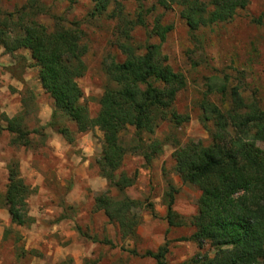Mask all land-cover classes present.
Masks as SVG:
<instances>
[{
	"label": "rangeland",
	"instance_id": "obj_1",
	"mask_svg": "<svg viewBox=\"0 0 264 264\" xmlns=\"http://www.w3.org/2000/svg\"><path fill=\"white\" fill-rule=\"evenodd\" d=\"M178 1L143 3L145 9H153L145 17L147 24L152 26L159 18L168 28L162 43L154 37L148 42L159 45L170 67L184 77L185 87L177 93L174 109L187 116L188 122L177 129L161 123L154 137L164 144L162 153L150 164L138 154H127L116 173L122 172L134 181L125 190L134 203L128 211L136 223L133 237H124L101 211H93L94 199L107 191V182L96 164L101 152L100 131L94 128L75 134L74 141L68 143L49 126L53 99L38 80V68L30 52L19 49L9 54L0 47V194L8 183V167L14 163L30 189L27 206L34 219L29 227L15 226L7 210L0 208V264H156L144 254L156 253L164 246V264H194L195 259L213 257L210 245L199 248L187 240L194 232L191 219L196 214L200 192L182 183L174 171L172 154L176 146L187 141L209 143L208 133L199 121L200 103L207 100L222 108L229 105V96L217 93L214 87L224 86L226 92L237 88L245 103L256 100L264 109V0H252L229 22L201 27L195 32L197 41L191 39L181 18ZM41 2L47 13L40 15L37 22L47 31L58 23L65 27L77 23L83 32L86 52L82 60L86 70L77 85L82 104L94 118L104 88L113 86L104 65L123 60L116 47L117 28L124 21L136 20L138 6L134 0H118L121 16L109 18L115 3L103 16L92 17L90 0H77L73 5L55 0ZM25 3L26 0H0V13H13L16 20V11ZM131 36L138 43L147 40L141 27H136ZM30 96L23 124L31 146L12 145L4 118L17 116L22 100ZM60 121L75 130L70 121ZM133 136V129L128 128L121 137L124 145H130ZM257 146L264 150V143ZM169 185L176 190L172 224L167 220ZM111 195L116 197L113 191Z\"/></svg>",
	"mask_w": 264,
	"mask_h": 264
},
{
	"label": "trees",
	"instance_id": "obj_2",
	"mask_svg": "<svg viewBox=\"0 0 264 264\" xmlns=\"http://www.w3.org/2000/svg\"><path fill=\"white\" fill-rule=\"evenodd\" d=\"M55 1L73 5L77 0ZM90 1L92 17L106 14L112 3L116 5L109 18L121 16L118 0ZM134 1L138 6L136 20L124 21L117 28L116 47L123 60L104 65V73L113 86L104 88L94 118L82 104V92L77 85V79L86 70L82 60L86 45L78 24L65 27L58 23L52 31H47L37 22L40 15L47 13L41 0H26L16 11V20L13 13H0V47L9 54L28 50L38 68V80L44 92L53 99L49 126L68 143L74 141L75 134L94 128L100 131L101 152L96 164L107 182V191L94 199L93 211H101L124 237H133L136 228L128 215L134 203L125 194L134 181L122 172L116 174L124 158L130 153L138 154L150 164L164 146L154 137L159 125L166 122L177 129L188 122L187 116L174 109L176 95L185 87V79L170 67L160 53V46L148 42L154 37L162 43L168 28L159 18L154 19V25L147 24L145 17L153 9L144 8L146 0ZM251 1L179 0L177 4L191 39L195 40V32L201 27L233 20ZM161 5L166 4L161 1ZM136 27L146 33L144 44L131 36ZM214 89L229 96V105L222 108L207 100L200 103L199 121L208 133L209 143L187 141L176 146L172 154L174 171L182 183L200 192L196 214L191 219L194 232L187 240L199 248L208 244L214 249L213 257L204 256L192 263L264 264V150L257 146L264 143V109L256 100L245 103L237 88L227 92L224 86ZM31 99L32 96L22 100V110L17 116L4 118L12 145L31 146L29 132L23 124ZM61 118L70 121L75 130L63 126ZM128 128L133 129L134 136L130 145H124L121 137ZM175 193L169 185L168 224H172L174 216ZM29 194V187L13 163L8 167L5 191L0 194V208L7 210L11 224L29 227L34 223L28 213ZM166 252L164 246L144 256L154 259L156 264H164Z\"/></svg>",
	"mask_w": 264,
	"mask_h": 264
}]
</instances>
